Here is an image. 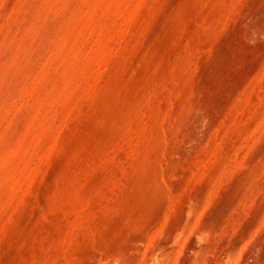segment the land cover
<instances>
[{
  "label": "rangeland",
  "instance_id": "rangeland-1",
  "mask_svg": "<svg viewBox=\"0 0 264 264\" xmlns=\"http://www.w3.org/2000/svg\"><path fill=\"white\" fill-rule=\"evenodd\" d=\"M0 264H264V0H0Z\"/></svg>",
  "mask_w": 264,
  "mask_h": 264
}]
</instances>
